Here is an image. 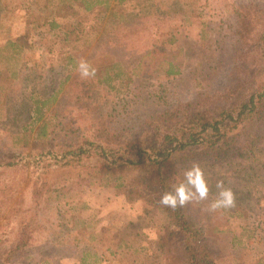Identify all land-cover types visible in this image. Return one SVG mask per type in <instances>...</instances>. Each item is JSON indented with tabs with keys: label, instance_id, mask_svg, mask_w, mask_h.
I'll use <instances>...</instances> for the list:
<instances>
[{
	"label": "rangeland",
	"instance_id": "1",
	"mask_svg": "<svg viewBox=\"0 0 264 264\" xmlns=\"http://www.w3.org/2000/svg\"><path fill=\"white\" fill-rule=\"evenodd\" d=\"M251 95L256 112L176 167L175 184L194 163L207 179L184 206L215 264H264V0H0V264H189L126 158L153 128L190 132L197 105L222 120ZM180 104L182 125H151ZM103 125L118 138L109 159L68 153ZM218 183L229 209L210 208Z\"/></svg>",
	"mask_w": 264,
	"mask_h": 264
},
{
	"label": "trees",
	"instance_id": "2",
	"mask_svg": "<svg viewBox=\"0 0 264 264\" xmlns=\"http://www.w3.org/2000/svg\"><path fill=\"white\" fill-rule=\"evenodd\" d=\"M242 17H245L244 14H242ZM169 65L172 67L171 69H177L173 62H169ZM202 95L205 96V94H201L199 97H203ZM256 101L255 96L251 95L249 101L243 104L237 116H234L232 112H223L224 119L222 120L202 111L203 109L197 105L193 108L194 110L186 114L192 117L194 121V125L189 128L190 132H185L182 128L176 127L174 132L160 133L158 130L153 133L155 131L153 128L151 132L153 136L142 140L137 146L138 151L130 154L126 161L144 170L150 179L154 181L153 183L162 196L165 192L171 191L175 185L177 163L188 153L194 151L195 148L208 151L218 146L223 138L222 135L225 134V132H222L223 124H226L225 120L229 119L235 124L233 127H239L238 124L245 116L246 111L250 112L249 115L256 112ZM47 103L48 100H43L37 105L35 111L41 113L42 107L46 106ZM187 109L189 110L191 107L180 104L179 106L157 111L151 116L155 119L151 122V125L157 128L158 124L169 123L168 121L173 119L177 121L176 123L182 125L180 116L182 113L187 112ZM246 119H251V116ZM117 140L118 138H116L110 127L103 125L93 138L85 139L83 143L77 144L75 148H70L76 150H68V153L73 154V157L79 156L81 161L84 157L89 158L91 155L98 157L99 154L101 155L100 158L107 160L110 153L114 152L112 146L117 143ZM68 164L69 160L64 165ZM101 175L103 174L101 173ZM162 207L165 214L184 235V250L189 264H215L216 262L211 256L210 249L202 234L188 219L185 206H178L174 209L164 205Z\"/></svg>",
	"mask_w": 264,
	"mask_h": 264
},
{
	"label": "clouds",
	"instance_id": "3",
	"mask_svg": "<svg viewBox=\"0 0 264 264\" xmlns=\"http://www.w3.org/2000/svg\"><path fill=\"white\" fill-rule=\"evenodd\" d=\"M78 70L82 78H89L95 75V68L88 62L81 60ZM219 192L217 198L210 204L212 210L229 209L234 205V195L230 189L223 187L222 183L217 185ZM209 193L207 179L199 164H193L183 173V180L175 184L171 191L165 192L160 203L166 207H182L186 203L198 199L204 200Z\"/></svg>",
	"mask_w": 264,
	"mask_h": 264
}]
</instances>
